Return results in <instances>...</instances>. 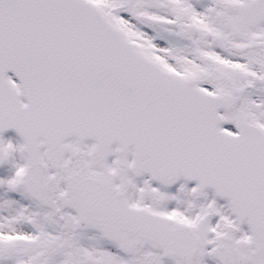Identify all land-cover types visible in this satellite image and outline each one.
Returning <instances> with one entry per match:
<instances>
[{"label":"snow or ice","instance_id":"1","mask_svg":"<svg viewBox=\"0 0 264 264\" xmlns=\"http://www.w3.org/2000/svg\"><path fill=\"white\" fill-rule=\"evenodd\" d=\"M0 264H264V0H0Z\"/></svg>","mask_w":264,"mask_h":264}]
</instances>
